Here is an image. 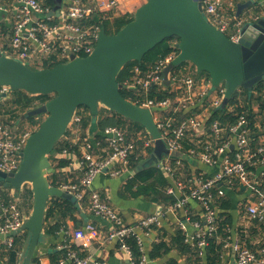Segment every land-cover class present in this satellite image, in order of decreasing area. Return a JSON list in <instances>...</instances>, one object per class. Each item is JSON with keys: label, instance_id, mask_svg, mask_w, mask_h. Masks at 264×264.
Wrapping results in <instances>:
<instances>
[{"label": "built area", "instance_id": "built-area-1", "mask_svg": "<svg viewBox=\"0 0 264 264\" xmlns=\"http://www.w3.org/2000/svg\"><path fill=\"white\" fill-rule=\"evenodd\" d=\"M207 20L224 32L235 42L241 39V29L252 18L236 15L238 2L244 0H199ZM134 0H98L87 3L84 0H68L64 17L60 22L50 23L46 13L49 11L38 0H18L15 9V23L12 26L9 55L23 63L33 66L42 65L45 60L55 59L60 63H67L72 57H88L93 53L97 45L101 27L90 23V18L95 14H103L105 18L112 19L116 16L127 14V8ZM0 0V11L8 12V8ZM174 43V51L166 58L159 60L154 66L146 70L136 66L132 69V76L126 81L127 91L133 96L128 99L134 104L150 109L153 118L161 131V137L171 152L183 154V157L168 156L164 158L162 169L171 177L176 178L175 186H171L168 194L175 196L176 191L181 196L169 208L176 212L184 209L189 201L199 203L202 220H191L187 215L184 219H178V226L186 236V243L191 244L200 251L206 249L217 233L220 224L217 199L226 197L225 188H234L235 185L251 184L255 189L253 197L244 204V209L250 218L264 221V191L259 187L264 185V140L255 144L252 138L250 122L246 114H241L238 121L229 126L220 120H215L210 131L204 132L201 114L195 113V109H229L224 105L225 87L223 84L214 86L210 79L199 80L192 74V64H188L170 75L171 83L165 84V68L178 56L179 50ZM175 94L174 98L162 100L153 99L150 94L157 87L156 92L166 90ZM6 87L0 88V93H9ZM264 101V92L262 93ZM233 111L232 108H230ZM186 116H184V114ZM182 114V115H181ZM81 117L76 114L73 117V125L80 123ZM37 128H26L18 132L12 126L0 122V169L6 173H15L21 165L24 147ZM226 133L233 136L222 141L219 147H213L208 143L210 138L216 136L223 139ZM204 139L185 150L184 140L188 136ZM229 135V134H228ZM105 142L109 152L105 156L96 153L97 147L90 141L82 144V159L79 167L83 170V177L79 184L63 183L59 188L71 193L78 203L88 200L89 213L106 221L110 227L109 240H118L121 247L129 254L132 264H135L132 251L127 244V239L135 237L143 251V240L137 234L140 229L147 236L157 228H161L162 221L158 215H149L141 218L136 225L128 224L119 211L107 203L101 194L94 189V182L100 174L111 177L131 176L133 172L132 157L137 153L142 143L143 150L153 146L154 140L147 135L138 133L136 138L129 139L127 130L116 127H108L104 130ZM205 140L207 143H205ZM204 141V143H203ZM231 145L235 146L234 157L228 154ZM64 154H69L64 151ZM223 156L222 158L220 157ZM221 158L219 160L218 158ZM184 160L218 166L217 173L213 176L205 174L185 175ZM252 168H255L256 173ZM191 169V168H189ZM180 176L178 179L176 176ZM3 220L0 221V235L4 236V243L9 249H13L16 236L23 231L24 215L16 207H6L3 210ZM195 228L192 235L188 234V225ZM97 227L91 221L84 227L75 230L72 240L89 247L95 240ZM226 247H231L236 253V264H264V251L255 252L248 247L242 239L227 240ZM68 244L60 246L67 249ZM144 252V251H143ZM69 264H109L92 254L81 255L77 251H70L67 257ZM147 258L142 257L140 264H146ZM40 264H49L41 261Z\"/></svg>", "mask_w": 264, "mask_h": 264}, {"label": "water", "instance_id": "water-1", "mask_svg": "<svg viewBox=\"0 0 264 264\" xmlns=\"http://www.w3.org/2000/svg\"><path fill=\"white\" fill-rule=\"evenodd\" d=\"M54 1V10L48 17L59 18L65 0ZM253 5V0L238 5V15ZM240 34V41L235 42L212 25L199 0H147L136 11L134 19L117 34L110 35L102 28L95 50L88 57H72L69 62L52 68L36 69L0 52V88L54 96L17 121L19 124L25 119L45 116L24 147L18 171L6 173L0 169V187L19 190L30 185L33 193L32 212L24 218L23 225L30 234L25 264H33L43 236L49 201L69 199L78 206L71 193L53 186L50 181L54 172L50 157L77 110L86 106L97 117L104 107L145 128L154 140V149L136 172L160 167L168 156L183 157L167 147L151 110L122 96L123 86L118 83V75L128 63L142 61L164 40L177 37L179 54L165 68V84L171 83L170 75L175 68L191 62L199 72L209 74L214 86L224 85L226 106L238 89L252 93L264 81V9L243 26ZM7 96L6 92L0 93V100ZM161 211L159 207L157 214Z\"/></svg>", "mask_w": 264, "mask_h": 264}, {"label": "crops", "instance_id": "crops-1", "mask_svg": "<svg viewBox=\"0 0 264 264\" xmlns=\"http://www.w3.org/2000/svg\"><path fill=\"white\" fill-rule=\"evenodd\" d=\"M84 1L87 3L94 4V2H97L98 0H84ZM248 1L249 0H244L237 3L236 15L239 17H247V18L251 17L252 19H254L259 16V11H257V9L258 10L264 9V0H253L254 5L252 7L245 8L241 12V14L238 15V5L247 3ZM3 2H4L3 4L8 8V12L0 11V52L2 53L7 46L9 48L11 47L10 38L12 33V26L15 23V14H16L15 9L18 7V0H3ZM146 2L147 0H134V2L127 8V14L135 16L136 11ZM67 4H68V0H65L63 7L61 9V17L59 18L48 17V14L51 11H53L54 8L53 9L48 8L49 11L46 13L45 17L47 19L50 18V20L53 21L57 20L56 22H60L64 17ZM191 64H192V74L195 78L199 80L208 79L207 77L202 76L201 72L197 70L196 66L193 63ZM5 99L6 98H3L0 101H3ZM204 110L205 109L198 108L195 109L194 111L195 113L201 114L203 123L205 122L203 131L205 132L207 130L208 132H211L210 131L211 126H207L208 119H211V117L214 115L216 111H224V110L212 109V107L210 106H207L206 111ZM252 110H253L252 115L255 116L254 119L251 118L249 120L250 126L254 127V128L252 127V133H254V131L256 130L260 140H264V106L261 107L258 104H253ZM186 115L184 114V116ZM41 117L44 116H40L38 118ZM216 120L220 121L221 116ZM19 124L17 123L16 125H14L13 128L16 129L18 132H21L18 129ZM77 125L78 124H75L73 125L72 128H69L73 133L72 141L74 142L78 140L77 137L79 136V131H78L79 129L77 128ZM227 125L231 126L232 124H227ZM31 127L34 126L30 124H26L25 127L22 129V131L26 128H31ZM87 134L88 135L85 139L86 141H90L94 146L100 144V146L97 147L96 149L97 155L99 156L107 155L109 149L107 148V144L105 142L104 130H100L97 127L96 122H93V124L90 126L89 130L87 131ZM147 136L150 137L148 133ZM229 138L233 139V136L230 133H226L223 139H219L216 136H214L210 138L208 143H212L213 147H219V145L222 144V141L228 140ZM203 139H204V135H202L200 138L190 135L184 140V143L195 144L198 143L197 140H199L200 142ZM205 143H207L206 140ZM81 148L82 145L80 146V152L82 151ZM142 148L143 145L141 143L139 145L138 151L141 152L143 150ZM150 149L153 151L154 143L152 147L145 149V153L143 152L140 154L143 155L144 158L142 163L150 158L152 154V151L150 152ZM234 152H235V146L231 145L228 149V154L231 155V157H234ZM52 155L54 156V158H57L58 156L57 153L55 152ZM65 156L71 160V168L65 169L64 171L68 175L69 178L68 181L76 182V184H79L84 175L83 170L79 167L80 166L79 163L82 159V154L80 153V155H77L74 153L72 154L69 153ZM220 157L222 158L223 156L220 155ZM220 157L218 158L219 160H221ZM51 163L54 167L55 164L53 160H51ZM189 166H191V169L188 168L187 169L189 170L190 175L191 173L193 175L198 174L199 171H201L202 173H199L198 175L205 174L207 176H213L217 173L218 170L217 168L218 166H210L206 164H200L197 162L193 163L192 161L190 162ZM160 168L162 169L161 166ZM262 169H264V167L259 169V171H262ZM163 171L166 173L167 178L170 182V186H168L166 189V193L168 194V190L171 188V186L173 187L175 186L177 179L171 177L165 170ZM254 171L256 173L259 172L256 170ZM133 174H134V169L131 176L111 177L106 174H100L94 182V189L101 194V197L107 203H109L114 209L120 212V214L123 216L124 220L128 224L136 225L138 221L143 217L149 215H158L157 214L158 209L159 207H162V211L158 215L160 216L162 221L161 229L163 230L164 233L167 234L165 240L170 241V239L175 235L176 230L180 229V227L178 226V219H184L188 215L193 221L202 220L201 214L203 211L201 210L199 203L194 200L189 201V203L185 206L184 209H179L176 212H172L170 211L169 208L173 204L156 203L143 197L134 198L132 196L127 195L124 192V185L127 182V180L133 176ZM176 177H178V179H181L180 176L178 175ZM25 187L31 189L30 185H25L19 190L5 189L0 187V221H2L4 217L3 214L4 208L16 206L21 210L22 204L24 208H22L21 211L24 217L28 218L30 216L33 207V194L31 196L29 193L25 192ZM5 190L8 191L9 194V198H10L9 205L5 204V200L2 197V191ZM225 190H226L225 191L226 198H228L231 202V208L229 209L231 220L230 222H226L227 228L226 231L224 232V235L218 232L212 238L214 244H216L218 247L222 246L220 250H218L216 247V255L210 252L209 245L206 249L200 251L191 244H188L191 248L195 250L197 249L196 250L198 252L197 257L199 259L191 254H181L177 250H173L172 253H170L167 257L163 259L150 260L148 258V254L152 249V244L159 242L160 235L158 234L157 230H154L147 236V234L144 231L139 229L137 231V234L143 240V251L145 257L147 258L146 264H167L170 259H175L179 261V264H236V253L231 247H226L225 242L227 240H234L237 238L242 239L243 242L255 252L264 251V221L262 222L256 218H250L244 209V204L246 203V201L251 197H253V195L256 192L254 187L251 184H247L245 185L244 190L242 189V185L240 186V188L227 187L225 188ZM259 190L264 191V188L261 189V187H259ZM180 196L181 193L179 191H176L175 198L178 199ZM87 206L88 205L82 207L81 203H78V206L76 207L79 208V211L75 214V218L78 224L76 220L67 218L65 221V226H63L54 235H52L50 230L46 228L44 225L43 236L41 238L37 253L33 261L37 259L38 264H40L41 261L47 262L49 264H69L67 262V257L69 255V252L77 251L81 255L92 254L94 257L102 261H106L109 264H132L129 254L121 247V243L118 240L108 239V231L110 225L106 221H103L98 217L92 216L89 213V206L88 207ZM221 212L222 210L219 208L218 214H221ZM221 220L222 217H220V223ZM88 221H91L96 225L97 235L95 236V240L92 242V244L89 247H84L83 245L77 243L76 241H73L71 234L75 230L84 227L85 223ZM55 222L56 220L52 221V223ZM24 231L25 229H23V231L20 232V234H24V236H26V233H24ZM194 232H195V228L189 224L188 234L192 235ZM25 238L26 240L24 247L17 255L16 264H25L26 251L30 239V234L28 233V236H26ZM4 239L5 237L0 235V264H10L9 252L11 249H9L5 245ZM65 244H68L69 247L67 249H60V246ZM73 247H75L76 249H73ZM64 250L67 251L66 256L61 255L59 259H56L55 256L54 258L51 257V255ZM209 257H212V259L209 260ZM197 259L200 260V262Z\"/></svg>", "mask_w": 264, "mask_h": 264}, {"label": "trees", "instance_id": "trees-1", "mask_svg": "<svg viewBox=\"0 0 264 264\" xmlns=\"http://www.w3.org/2000/svg\"><path fill=\"white\" fill-rule=\"evenodd\" d=\"M42 3L45 8L53 9L55 7L54 0H38ZM257 11H260L257 9ZM134 19L133 15L125 14L116 16L112 19L105 18L103 14H95L90 18V23L98 24L101 28H104L108 34L115 35L117 34L124 26L129 24ZM57 20H49L50 23H54ZM179 39L177 37H171L164 40L161 44L157 45L154 49L148 52L142 61H132L128 63L119 73L118 75V83L123 86L121 89V94L125 99H132L133 96L130 92L127 91L126 81L129 80L132 76V69L136 66H140L141 69L146 70L149 67L155 65L161 59L166 58L171 52L174 51L172 45L178 42ZM11 52V48L8 46L3 51L4 54H9ZM58 63L55 59L45 60L42 65H33L32 68H52ZM188 64V62L180 65L175 68V71L182 69ZM196 70V69H195ZM202 76L210 79V76L207 72H201ZM164 91L156 92L157 87L154 88L150 97L157 100H162L166 98H174L176 95L169 92V86ZM264 92V81L259 83L253 90L252 93H249L248 90L244 88H240L236 91V93L230 99L228 105L229 109H225L224 111H216L211 119H208L207 126H211L214 120L218 119L221 116L222 123L224 124H235L238 121V117L241 114H246L248 119H254L255 116L252 115V105L258 104L261 107L264 106V101L262 99V93ZM54 96L50 94L44 95H30L29 93L22 90H10L8 94V98L3 101H0V122L4 124H8L12 127L17 124V121L20 117L26 114L30 109L36 108L42 104L53 99ZM233 111H231V109ZM77 116L81 117L80 123H78L77 128L79 129V136L77 137V141H72L73 133L70 129L66 132V134L58 141L55 147V153H57V158H54L51 155L50 159L53 160L55 166L53 167L54 172L50 175V181L53 186L60 187L63 183H68V175L65 169L71 168V160L67 158L64 154V151H68L70 154L74 153L80 155V146L86 141L87 131L93 122H96L97 127L100 130H105L108 127H116L119 129H124L128 131V138H136L137 133H142L147 135L145 128L139 123L130 121L126 117L110 110L107 108H101L97 117H94L91 114V111L88 107L82 106L77 112ZM43 117H32L29 119H25L24 122L19 124V131L25 127L26 124H30L34 126V128H38L39 125L43 121ZM252 121V120H251ZM254 122V121H253ZM252 122V123H253ZM253 127V126H252ZM252 127L250 126L251 133ZM254 128V127H253ZM254 139L255 144L260 141L257 131L251 134ZM185 150H188L193 144L184 143ZM152 150L150 149V152ZM141 152L137 151V153L132 157L131 167L134 169V174L131 178L127 180L124 185V192L132 196L134 198H146L156 203L163 204H174L176 201L175 196L168 195L166 193V189L170 186V182L167 178L166 173L160 167H149L147 169L140 170L136 172V169L141 165L144 160L143 155H140ZM185 162V175L190 176L189 168H191L190 161L184 160ZM188 168V169H187ZM255 170V168H252ZM199 173H202L199 171ZM198 173V174H199ZM82 174V173H81ZM83 175V174H82ZM76 183V182H72ZM241 185H235L236 188H240ZM264 188V185L261 189ZM25 192L29 193L32 196V190L28 187H25ZM26 194V193H25ZM2 197L5 200V204L9 205L10 198L8 191H2ZM23 201V200H22ZM217 204L219 208L222 210L221 214H219V218L222 217L220 227L218 228V232L224 235L226 231L227 224L226 222H230L231 215L229 214V209L231 208V202L228 198H219L217 199ZM82 207L88 205V200L86 199L81 203ZM76 203L73 200L63 199V198H52L49 201L48 208L46 211V219H45V227L48 228L52 235L56 234L63 226H65V221L67 218L76 220L75 214L79 211V208L76 207ZM88 207V206H87ZM23 204L21 205L22 210ZM58 219V220H57ZM52 223V221H55ZM77 222V220H76ZM52 223V224H51ZM78 224V222H77ZM160 235V240L157 243L152 244V249L148 254V258L150 260H158L167 257L173 250H177L181 254H191L197 257L198 252L191 248L188 243H186V236L180 230L177 229L175 235L170 239V241H166L165 238L167 236L166 233L163 232L161 228L155 229ZM26 236H28V231L25 230ZM26 236L24 234H19L16 236V243L13 249L9 252L10 264H16V258L18 253L22 250L25 244ZM127 244L129 245L132 255L135 260V264H140L142 261V257L144 252L141 250L137 240L135 237H130L127 239ZM216 247L220 250L216 244H214L213 239L209 241V249L210 252L216 255ZM73 249H76L73 247ZM62 256L67 255V251H59L51 257L59 259ZM198 258V257H197ZM199 259V258H198ZM197 259V260H198ZM212 257H209L211 260ZM200 262V260H198ZM54 262V261H53ZM34 264H38V260L33 261ZM55 263V262H54ZM167 264H179V261L175 259H170Z\"/></svg>", "mask_w": 264, "mask_h": 264}, {"label": "rangeland", "instance_id": "rangeland-1", "mask_svg": "<svg viewBox=\"0 0 264 264\" xmlns=\"http://www.w3.org/2000/svg\"><path fill=\"white\" fill-rule=\"evenodd\" d=\"M43 118H45V116Z\"/></svg>", "mask_w": 264, "mask_h": 264}]
</instances>
